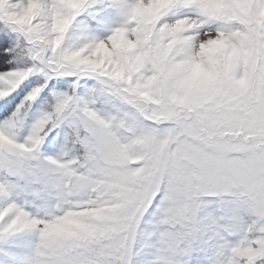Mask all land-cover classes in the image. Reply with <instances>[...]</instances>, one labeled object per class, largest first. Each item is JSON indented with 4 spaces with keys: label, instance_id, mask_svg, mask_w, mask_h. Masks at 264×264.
Listing matches in <instances>:
<instances>
[{
    "label": "clouds",
    "instance_id": "9594fccd",
    "mask_svg": "<svg viewBox=\"0 0 264 264\" xmlns=\"http://www.w3.org/2000/svg\"><path fill=\"white\" fill-rule=\"evenodd\" d=\"M107 11L115 12L118 22L96 38L80 17L95 19ZM9 13H19L16 32L27 63L0 75V99L29 77L69 78L73 85L83 77L99 103L110 94L129 110H157L145 109L152 100L182 122L190 119L202 144L187 163L161 154L158 140L122 149L117 136L123 134L115 124L106 129L89 110L88 98L73 94V85L53 92L19 139L32 107L21 104L13 119L0 125V152L6 150L7 161L21 173L14 182L29 183L38 193L25 210L34 222L23 229L33 237L29 264H113L105 254L136 233L138 195L146 186L167 174L153 214L160 230L167 223L161 217L186 204L188 186H202L222 172L219 165L233 145L244 148L259 138L264 156V0H24L23 10L17 0H0V17ZM66 120L91 130L85 145ZM56 129L64 132L61 155H41L42 142ZM238 129L244 133L240 140L233 135ZM137 158L141 163L130 166ZM13 212L8 202L0 217ZM143 231H150L147 224ZM188 244L185 252H194L195 234ZM222 254L223 264H232L226 248Z\"/></svg>",
    "mask_w": 264,
    "mask_h": 264
},
{
    "label": "rangeland",
    "instance_id": "374dc122",
    "mask_svg": "<svg viewBox=\"0 0 264 264\" xmlns=\"http://www.w3.org/2000/svg\"><path fill=\"white\" fill-rule=\"evenodd\" d=\"M21 2L24 3V0ZM100 17H103V20L82 16L80 21L91 35L102 39L118 22V16L113 11H107ZM23 48L22 36L0 21V54L3 52L5 57L4 61H0V72L6 74L26 66L27 62L22 56ZM80 79L73 85V80L69 78H50L44 81L41 77H29V80L33 81L31 87L41 84L45 86L38 102L34 103L28 112L24 129L18 138L22 139L27 134L31 124L45 110L46 103L51 101L53 92H66L73 85V94L77 91L81 100L88 98L93 106L89 110L106 129L111 130L115 124L116 131L123 134L122 138L117 136L122 149L136 148L148 140H158L161 154L167 153L181 163H187L202 147L200 138L189 127L190 119L182 122L179 116L166 112L160 103L152 100L146 101L144 107L157 110H129V105L113 99L110 94H105L103 103H99L100 96L91 87V82L82 80L83 77ZM24 95H27V92ZM23 99L22 95L17 103ZM12 111H15V107ZM11 115V111L0 115V125L7 122ZM65 122L73 129L77 141L82 146L85 145L92 136L91 130L79 122ZM166 123L170 127L164 128ZM145 129H149L152 134H147ZM243 134V130L239 129L233 133L237 140H240ZM63 142V130L56 129L42 142L39 153L59 156ZM261 147L259 138H256L255 145L245 143L244 148L233 145L232 150L228 152L227 161L219 165L222 172L210 175L207 183L202 186H188L184 198L186 204L161 217L167 223L161 225L160 230L156 228L153 214L158 210L156 202L164 195V179L167 174L165 173L164 178L154 187L151 184L146 186L138 195L136 215L140 219L136 233L126 239L120 248L107 252L105 258L112 260L113 264H169L172 259L186 260L187 264H223L224 256L220 249L227 243L225 238L235 242L233 236L238 232L247 231L246 226H255L264 220V156L261 155ZM8 155L6 150L0 152V181H5L6 172L15 175L14 170H18L7 161ZM128 163L130 166L133 163H141V159H130ZM2 187L3 184L0 183V191ZM34 195L38 193L32 185L23 183V187L12 192L10 200L25 210H31L32 200L29 197ZM8 202L9 199L0 195V209ZM188 205H193L195 211H190ZM3 223H6V219L0 218V224ZM146 224L150 228L147 235L143 231ZM194 234L197 236L198 246L194 252H185V249L190 247L188 241ZM32 241L33 237L27 230L13 234L5 245L0 246V264H24ZM5 251L8 255L4 254ZM50 258L47 255L40 256L41 260Z\"/></svg>",
    "mask_w": 264,
    "mask_h": 264
},
{
    "label": "snow or ice",
    "instance_id": "6c2138e0",
    "mask_svg": "<svg viewBox=\"0 0 264 264\" xmlns=\"http://www.w3.org/2000/svg\"><path fill=\"white\" fill-rule=\"evenodd\" d=\"M17 4L21 6V9L23 10L24 3H22L21 0H17ZM18 15L19 13L4 14L2 17H0V21H3L5 25L13 32H16L17 21L14 19V17ZM92 15L95 17L96 13H93ZM99 18L103 20V17ZM10 72H7L6 74L0 72V75H7ZM32 84L33 81L27 78L22 83H20L16 90L10 95L0 99V115H4L11 111L12 115L10 119H13L14 114L20 109L21 104H24V106L27 107L29 104L32 106L34 103L38 102V98L40 97L44 87H42V84L37 85L36 87H31ZM29 89L31 90L29 91ZM25 92H27V95H24ZM22 95L24 96V99L17 103ZM13 107H15V111H12ZM14 172L15 175L6 172L5 181H0V183L3 184L0 195L9 199V204L14 209L13 213H8V215L0 217L6 219V223L0 224V246L5 245L8 238L13 234L30 225L34 226V222L30 221L25 214V208L18 206L16 203L11 202L10 200L12 192L23 187L22 183L18 184L17 182H14L21 174L20 171L14 170ZM26 190L30 191V189ZM3 211L4 208L0 209V212ZM246 227L247 231L241 230L235 236H233L235 237V242H232L230 238L226 237L225 239L227 243L221 247L220 251L222 252V250L226 248L227 251L231 253L232 264H264V220H261L255 226L248 225ZM4 254L8 255L7 251H5ZM24 264H29L28 256L24 259Z\"/></svg>",
    "mask_w": 264,
    "mask_h": 264
},
{
    "label": "trees",
    "instance_id": "16d2710c",
    "mask_svg": "<svg viewBox=\"0 0 264 264\" xmlns=\"http://www.w3.org/2000/svg\"><path fill=\"white\" fill-rule=\"evenodd\" d=\"M1 48H3L2 46H1ZM2 54H3V52H1V54H0V61H2L5 57H4V54H3V56H2ZM4 57V58H3ZM4 61V60H3Z\"/></svg>",
    "mask_w": 264,
    "mask_h": 264
}]
</instances>
